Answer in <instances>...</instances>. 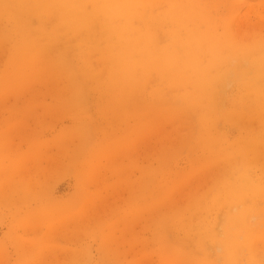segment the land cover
Segmentation results:
<instances>
[{
    "label": "rangeland",
    "instance_id": "374dc122",
    "mask_svg": "<svg viewBox=\"0 0 264 264\" xmlns=\"http://www.w3.org/2000/svg\"><path fill=\"white\" fill-rule=\"evenodd\" d=\"M0 264H264V0H0Z\"/></svg>",
    "mask_w": 264,
    "mask_h": 264
}]
</instances>
